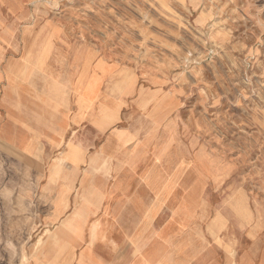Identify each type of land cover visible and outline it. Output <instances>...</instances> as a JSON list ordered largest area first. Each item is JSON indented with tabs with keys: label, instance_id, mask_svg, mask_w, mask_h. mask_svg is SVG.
I'll return each instance as SVG.
<instances>
[{
	"label": "rangeland",
	"instance_id": "rangeland-1",
	"mask_svg": "<svg viewBox=\"0 0 264 264\" xmlns=\"http://www.w3.org/2000/svg\"><path fill=\"white\" fill-rule=\"evenodd\" d=\"M23 54L82 60L89 96L95 70L102 71L105 106L111 112L112 102L120 103L118 122L107 129L165 138L163 149L180 155L164 170L92 176L97 185L121 184L128 192L105 211H91L88 223L105 228L106 219H117L113 209L132 210L129 228L110 223L98 240L115 262L176 261L200 245L215 262L245 257L264 264V0H0V65ZM128 85L135 91L121 99ZM138 91L167 95L140 97L153 124L134 104ZM114 121L105 113L98 124ZM38 163L0 146V264H29L30 256L37 264L50 243L47 231L66 217L78 231L93 201L104 199L83 177L79 204L50 224L51 212L56 220L68 209L67 191H58L52 208ZM61 172L48 170L46 181ZM149 177L162 186L160 196L150 191ZM78 192L74 186L71 198Z\"/></svg>",
	"mask_w": 264,
	"mask_h": 264
},
{
	"label": "crops",
	"instance_id": "crops-1",
	"mask_svg": "<svg viewBox=\"0 0 264 264\" xmlns=\"http://www.w3.org/2000/svg\"><path fill=\"white\" fill-rule=\"evenodd\" d=\"M47 58L48 56L44 54H23L9 56L1 62L0 146L9 152L29 159H38L39 163H43L42 169L46 170L44 190L52 192V208L53 204H57L60 200L58 191L66 189L64 206L68 209L56 220L52 219L51 212L47 221L50 224L60 222L69 213L71 207L73 209L79 204L80 183L83 177L86 183H90L100 191L104 199L102 202L93 201L88 218L80 221L78 231H71V221L67 220L69 217L62 220L60 229L47 231L50 243L37 253L36 262L37 264H120L115 262L113 251L109 250L105 253L98 240L110 233V223L114 226L116 224L119 229L125 226L129 228L128 222L133 217L132 210L113 209L117 219H106L105 228L100 225L99 220L88 223L92 218L91 211H105L106 207L114 206V202L120 203L125 199L128 192L121 184L117 187H108L105 183L97 185L92 176L103 173L98 170H164V163L170 162L175 165L180 155L177 152L170 153L174 149L169 152L163 149L164 144L170 143L165 138L147 141V139H135L130 134L110 132L113 127L110 129L107 127L114 126L118 122L116 110L120 103H114L112 100L111 112L105 106L108 104V99H105L99 81L102 71L95 70L96 78L91 81H96V84L93 94L89 96L88 68L82 60H73L68 56L67 60H58L57 56H53V60ZM128 86L130 88L126 90ZM128 86L123 89L121 99H127L134 93V88ZM151 95L160 98L166 94L159 91L151 93L138 91L134 104L153 124L139 104L141 96L146 99ZM172 97L175 99L174 96ZM105 113L111 115L115 121L105 128H100L98 123L103 120ZM133 142L134 145H131ZM175 156L179 158L174 160ZM48 170H62V172L53 182H47ZM147 181L150 191L156 197L160 196L163 192L162 186L154 183L150 177ZM74 186L79 191L78 199L71 198V190H74ZM104 215L106 214L102 216ZM203 249V246H194L191 249L192 256L187 252L176 261L150 263L144 256L140 261L128 264L249 263L245 257L241 258L240 263L215 262L213 252L208 248H206L207 252H202ZM105 254L111 257L105 258ZM30 257L29 264H35L32 256Z\"/></svg>",
	"mask_w": 264,
	"mask_h": 264
}]
</instances>
